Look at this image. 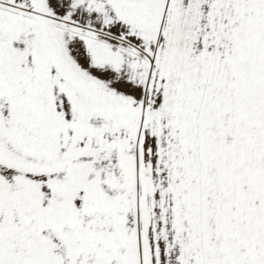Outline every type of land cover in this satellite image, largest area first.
<instances>
[{
	"label": "snow or ice",
	"instance_id": "1",
	"mask_svg": "<svg viewBox=\"0 0 264 264\" xmlns=\"http://www.w3.org/2000/svg\"><path fill=\"white\" fill-rule=\"evenodd\" d=\"M0 264H264V0H0Z\"/></svg>",
	"mask_w": 264,
	"mask_h": 264
}]
</instances>
